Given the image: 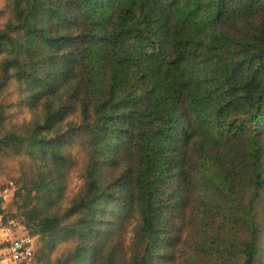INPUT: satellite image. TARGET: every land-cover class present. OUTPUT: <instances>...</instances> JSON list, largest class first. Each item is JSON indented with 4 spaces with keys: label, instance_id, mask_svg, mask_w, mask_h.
<instances>
[{
    "label": "trees",
    "instance_id": "1",
    "mask_svg": "<svg viewBox=\"0 0 264 264\" xmlns=\"http://www.w3.org/2000/svg\"><path fill=\"white\" fill-rule=\"evenodd\" d=\"M5 2L0 97L19 86L35 118L0 153L39 169L31 236L61 232L68 262L101 264L115 220L134 219L139 249L106 264H262L264 0ZM75 150L82 188L62 212Z\"/></svg>",
    "mask_w": 264,
    "mask_h": 264
},
{
    "label": "rangeland",
    "instance_id": "2",
    "mask_svg": "<svg viewBox=\"0 0 264 264\" xmlns=\"http://www.w3.org/2000/svg\"><path fill=\"white\" fill-rule=\"evenodd\" d=\"M8 8L5 0H0L1 25L8 20L9 16L6 11ZM18 87L12 84L6 88L2 97H0V124L2 123L3 113V123L6 125L5 131L1 129L0 125V137L6 132L21 129L35 118L33 111L23 106L19 107L21 93ZM71 154L74 160L73 163L77 160L78 165L70 172L67 179L64 193L65 200L62 201V204L60 203V192L57 196L53 194L56 203L55 208L60 209L62 212L64 208H68L71 200L81 190L82 174L86 164V158L82 151L75 150ZM38 170L31 161L23 157L18 158L16 154L8 155L7 152L0 153V262L1 260H7V264H12L9 262L8 249L14 240L21 238H28L34 249V258L26 264H66L75 250L76 243L73 240H63L67 238L63 237L65 234L61 232L57 233L56 237L31 236L24 226L23 206L28 205L29 208L43 207V202L40 200V196H37L36 191H33L30 198H27L28 190L33 189L29 181L36 179ZM43 210L45 211V209ZM118 214L119 211L116 210L115 216ZM114 223L119 226L118 234L112 239L115 242L111 243L113 246L109 245V248L103 254L102 263L105 264L110 259V247H118V249L113 250L122 258L124 257L125 260L132 259L134 249H139V247H134L132 243L136 221L134 219L130 220L121 231L120 219L115 220ZM68 264H73V262H68ZM85 264L91 263L87 262ZM177 264H182V262L180 261ZM262 264H264V259Z\"/></svg>",
    "mask_w": 264,
    "mask_h": 264
},
{
    "label": "built area",
    "instance_id": "3",
    "mask_svg": "<svg viewBox=\"0 0 264 264\" xmlns=\"http://www.w3.org/2000/svg\"><path fill=\"white\" fill-rule=\"evenodd\" d=\"M9 262L12 264H26L34 256V249L28 238L14 240L8 249Z\"/></svg>",
    "mask_w": 264,
    "mask_h": 264
},
{
    "label": "crops",
    "instance_id": "4",
    "mask_svg": "<svg viewBox=\"0 0 264 264\" xmlns=\"http://www.w3.org/2000/svg\"><path fill=\"white\" fill-rule=\"evenodd\" d=\"M0 254H1V252H0ZM6 262H7V260H1L0 264H7Z\"/></svg>",
    "mask_w": 264,
    "mask_h": 264
}]
</instances>
